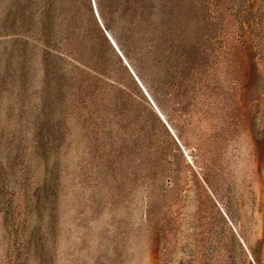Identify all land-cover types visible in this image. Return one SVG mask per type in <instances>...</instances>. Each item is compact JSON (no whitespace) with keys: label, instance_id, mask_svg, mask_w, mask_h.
<instances>
[{"label":"rangeland","instance_id":"rangeland-1","mask_svg":"<svg viewBox=\"0 0 264 264\" xmlns=\"http://www.w3.org/2000/svg\"><path fill=\"white\" fill-rule=\"evenodd\" d=\"M0 0V264H264V0Z\"/></svg>","mask_w":264,"mask_h":264},{"label":"trees","instance_id":"trees-1","mask_svg":"<svg viewBox=\"0 0 264 264\" xmlns=\"http://www.w3.org/2000/svg\"><path fill=\"white\" fill-rule=\"evenodd\" d=\"M65 1L67 2V6L69 8V15L71 13L69 19L73 20V17L77 18V20L79 18L86 19V21H82V24L80 23L78 25L81 38L83 40H89L91 36H95V38H100L104 40V42H107L106 38L108 39L106 32H108L107 27L109 26L108 24L112 20V17L115 16V14L120 18L125 16L128 3V0ZM111 45L113 46L112 43Z\"/></svg>","mask_w":264,"mask_h":264},{"label":"water","instance_id":"water-1","mask_svg":"<svg viewBox=\"0 0 264 264\" xmlns=\"http://www.w3.org/2000/svg\"><path fill=\"white\" fill-rule=\"evenodd\" d=\"M105 32H106V31H105ZM106 35H107L108 39L110 40V42H111V43L113 44V46L115 47V49L117 50V48H116L114 42L112 41L111 37L109 36L108 32H106ZM117 51H118V50H117Z\"/></svg>","mask_w":264,"mask_h":264}]
</instances>
